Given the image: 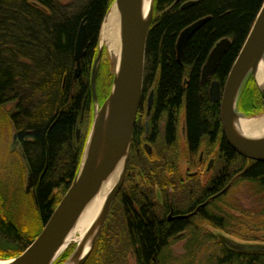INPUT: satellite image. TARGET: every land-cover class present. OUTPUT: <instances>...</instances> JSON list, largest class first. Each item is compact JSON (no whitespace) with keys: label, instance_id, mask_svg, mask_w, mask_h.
<instances>
[{"label":"trees","instance_id":"16d2710c","mask_svg":"<svg viewBox=\"0 0 264 264\" xmlns=\"http://www.w3.org/2000/svg\"><path fill=\"white\" fill-rule=\"evenodd\" d=\"M113 1L0 0V110L5 135L9 137L11 126L27 163L21 155L7 153L9 138L3 144L1 141L6 162L0 165L1 258L19 255L33 241L43 228L30 238L26 225L40 221L43 227L61 198L57 193L63 194L79 172L93 123L91 69L101 24ZM263 2L154 0L143 95L131 144V151H138L142 163L136 164L139 174L131 180V189L120 196L124 214L120 246L114 244L116 238L107 231L106 220L85 264H128V252L136 264H264V251H240L222 240L225 235L221 232L247 241L258 239L257 233L264 232V161L247 158L231 147L222 133L220 102L209 97L213 79L224 85ZM204 16L209 19L190 36L178 59L180 32ZM81 23L87 30L85 55L81 59L82 75L74 78L75 40ZM223 38L229 43L213 75L202 82V68ZM108 63H101L97 73L98 94V78L105 67L108 76ZM253 79L251 74L237 106L241 102L244 107L242 96ZM151 91L154 99L148 113ZM250 95L246 105L252 103L261 109L255 88ZM87 113L88 132L77 139L79 123ZM181 130L192 167L200 161L203 145L212 148L219 143V165L204 185L196 175L184 184L178 173ZM144 141L153 146L151 152L143 149ZM23 165L33 173L34 197L22 191ZM242 183L251 186L257 196L256 209L247 211L248 217L233 214L235 205L230 202L233 189ZM170 186L176 191L184 188L192 196L186 204L184 199L183 205L174 201L175 213L193 210L195 199H200L197 212L168 219ZM156 188L164 205L152 202L158 199ZM183 238L184 251L176 253L173 245ZM11 241L19 244L10 245ZM96 250L99 255L94 257ZM70 251L65 250L59 260Z\"/></svg>","mask_w":264,"mask_h":264},{"label":"water","instance_id":"95a60500","mask_svg":"<svg viewBox=\"0 0 264 264\" xmlns=\"http://www.w3.org/2000/svg\"><path fill=\"white\" fill-rule=\"evenodd\" d=\"M113 6H117L120 14L122 42L121 56L118 68H116L114 73L113 87L110 95L99 109L101 110L106 105V102L113 97L114 107L111 116L107 151L101 162L95 165L98 135L101 126V121L96 118V111L82 163L74 181L53 210L42 231L23 252L13 257L8 264H51L54 254L61 245L63 235L80 212L88 197L97 189L101 179L114 165L123 150L128 147V152L130 151L137 113L143 95L146 46L153 18L154 0L152 3V15L146 24L141 16V0H114L110 9ZM208 19L209 16L201 17L180 32L177 40L178 59L181 58L187 40ZM86 36V24L81 23L75 40L74 58L76 68L74 78H77L81 73V59L85 55ZM228 43L229 39L223 38L213 47L202 68V82L215 72L217 63ZM261 58H264V2L258 11L246 41L228 73L224 85L222 86L218 79H213L209 86L210 99L220 102V121L223 135L227 142L237 153L247 158L264 161V139L246 143L237 137L233 129V117L236 115V111L240 112L237 109L239 94L249 76L251 74L254 75ZM97 72L98 60L91 76L93 98L96 97L95 82ZM259 88L261 89L260 86ZM261 92L264 103V91L261 89ZM237 93L238 97L234 104ZM153 99L154 91H151L147 100L148 112L152 109ZM12 139L13 146L19 149L21 156L25 160L23 146L16 132L13 133ZM128 160L129 155L126 159V171ZM25 165L27 166L26 160ZM126 171L124 178L115 185L109 196V207L124 182ZM31 189L35 193V179L33 173L28 170L26 190ZM222 240L230 247L240 251H264V245L262 244L239 242L226 236H222ZM90 251L77 264H84Z\"/></svg>","mask_w":264,"mask_h":264},{"label":"rangeland","instance_id":"374dc122","mask_svg":"<svg viewBox=\"0 0 264 264\" xmlns=\"http://www.w3.org/2000/svg\"><path fill=\"white\" fill-rule=\"evenodd\" d=\"M112 3H111V5H112ZM109 9H110V7H109ZM109 9H108V11H109ZM96 52H97L96 53L97 56H96V58L93 61L91 73H93V68L95 67V64H96L97 60H98V70H99V67H100L101 63L106 62V64H104V66L105 65L107 66V63L109 62L108 65H109L110 71L108 72V76H107V74H106V69L107 68L106 67L103 68L102 73H101V75L98 78V86L101 87L100 90H99V94L97 93V81L95 82L96 97L93 98V107H92L93 108V118L91 117L92 121L94 119L95 112L101 108L102 104L106 101V99L110 95L111 89L113 87V83L111 82V77L113 76V74L115 73V70H116V62H113V59L110 56L109 52L107 51V48L104 47V45H102L100 43V32H99ZM144 73H145V65H144ZM81 75H82V69H81L80 75L77 78H79ZM96 78H97V76H96ZM111 83H112V87H111ZM258 85L259 84H258L256 78L253 79V81L249 84L248 92L245 93L242 96L243 106L244 107L241 106V104H242L241 102H240V105L237 106V109L240 111V113H242L246 117H254V116H258V115L264 113L263 96H262L261 89L259 88ZM110 87H111V89H110ZM243 87H242V90H243ZM253 88H255L256 91L259 93V99H260V101H261V103L263 105V107L261 109H258L256 107H254V104H252V103L249 104V105H246V102H247V104L249 103L248 100H249V97L251 96L250 94H252V89ZM109 89H110V91H109ZM242 90H241V92H242ZM241 92L239 94V97L242 94ZM239 97H238V100L240 99ZM86 115H88V116L84 115V118L81 119V123H79V127L77 129V134H78L77 139H81L88 132V129H89L88 126L90 124V121H89V114L87 113ZM137 116H138V113H137ZM2 117H3V115H2V112L0 110V143L2 141V144H3L6 141V139L9 138V141H7V147H6V149H8L7 153H16V154L21 155L19 149L17 147H14L13 144H12L13 133L15 131L11 129V126H9V128H8V129H10L9 137H7V135H5V129L4 128H6V126H4V123L2 122ZM136 123H137V118H136ZM7 127H8V125H7ZM78 130H79V133H78ZM89 134H90V130H89V133H88V136H87L85 147H86V144H87V141H88ZM179 137H180L179 146L181 148V152H182L181 155L182 156L180 157V160L178 162V173H179L180 177L182 178V181H184L183 183L184 184H188V182L190 181V177H192L193 175H196L197 180L201 181L202 185L206 184L207 181L210 179V177L215 173V170L217 169V167L219 165L220 156H219V153H218L217 146L215 145L212 148H208L207 145H203L201 147V152L200 153H202V151L204 152V160L205 161H204L203 165L201 166L200 171L197 172V174L193 173L191 175V173H189V171L193 170V169L197 170V167L196 166L192 167L190 165V168H187V163L188 162L186 161L185 156H184V153L186 152V150H185V148H186V140H185V137H184V135L182 133V130L179 131ZM132 141H133V139H132ZM143 144H144V147H145L143 149H145V151L146 150L148 152L152 151L153 146L148 141H144ZM131 147H132V145H131ZM131 147H130V151H129V160H128V164L129 165L131 164V167H129V169H128V164H127L128 171H126V174L129 173V179H126V176H125L124 182L122 183V186L119 189V192L117 193L115 199L113 200L111 206L109 207L107 215H106V217L104 219V222L102 224V228L100 229L99 234H98V238H99V235H100V233H101V231H102V229L104 227V224H105L106 220H108V222H107L108 223L107 224V227H108L107 231H110V232H112L115 235L116 239L114 240V242H115L114 244L116 246L117 245L120 246L119 242H120L121 239L119 237L121 236V234L119 232L122 231L123 230L122 227H124V214H123V207H122V202L120 200V196L123 193H128V191L131 189V187H130L131 180L137 178V176L139 174V167L136 166V164L138 162L142 163V159H138L139 158V155L137 153L138 151L135 150L134 152H132L131 151ZM155 148H156V150H159V147L158 148L155 147ZM84 150H85V148H84ZM4 156L5 155H4L3 149H0V165H3L4 163H6L3 160ZM211 160H212L211 167L208 170V169H206V166L209 163V161H211ZM81 163H82V160H81ZM4 170L6 171V169H4ZM22 170H23V172H22L23 175H22V179H21L22 191H23L24 194L28 193L27 196L34 197V192L32 191V189L28 190V191L26 190L28 170H27V168L24 165H23V169ZM198 170H199V168H198ZM1 173H3V170H0V174ZM187 178H188V180H187V183H186V179ZM74 179H73V181H74ZM68 189H66V191L63 194L57 193V195L59 197L61 196L59 202L61 201V199L63 198V196L65 195V193L67 192ZM233 190H234L233 198H232V200H230V202L233 205H235V208L232 209V213L233 214H235L236 216H239V217L242 216L243 214H244V216H247V213H248L247 211L256 209V203H257L256 202V198H257V196H256V194L254 192V189L251 188V186H249L247 183H242V186H238L237 188H234ZM171 192H172L171 193V197L173 198V202L175 201L176 204H180V205L181 204L183 205L184 199H185L184 202L186 204V201H188L192 197L188 193V191L185 190L184 188L182 190H177V191L174 190V191H171ZM118 194H119V196H118ZM117 196L119 197V199H118ZM59 202L56 204V207L59 204ZM108 217H109V219H108ZM44 226H45V224L43 225V227ZM43 227H42V223L40 221H37V222L32 223L30 225H26L25 229L29 233L30 238H31L34 235H36L41 230V228H43ZM234 227H238V226L235 225ZM221 233L223 235H225L227 238L235 240V241L264 245V232L257 233L258 239L251 240V241H247V240L241 239L240 237H237L234 234H229V233H225V232H221ZM259 234H260V236H259ZM37 236H38V234H37ZM98 238H96V240H95V242H94V244H93V246L91 248V251H90L89 255H91V252L94 249V245L96 244ZM185 240H186L185 238H183L181 240H178V242L173 245V249H174V251L176 253H182L184 251ZM17 244H19L17 241H11L10 245H17ZM28 245H30V243ZM75 245H76L75 242H71L70 244H68L60 252V254L55 259H53L51 264H63L70 257L72 252L74 251ZM69 248H71L70 254L68 256H66V258L64 260H59V257L65 252V250H67ZM98 252H99V250H96V252L94 254L95 255L94 257L99 255ZM89 255H88V257H89ZM12 257H15V256H8V257H5V258H1L0 257V259L4 260V259H10ZM88 257H87V259H88ZM87 259H86V261H87ZM85 262H84V264H85ZM127 262H128V264H136L135 258L132 255V253H129V252L127 253Z\"/></svg>","mask_w":264,"mask_h":264},{"label":"bare ground","instance_id":"6f19581e","mask_svg":"<svg viewBox=\"0 0 264 264\" xmlns=\"http://www.w3.org/2000/svg\"><path fill=\"white\" fill-rule=\"evenodd\" d=\"M152 3L153 0H141V16L145 24L151 18ZM121 42L120 14L117 6H113L102 21L100 43L107 48L113 62H116V68H118L121 56ZM254 75L259 86L264 91V58L260 59ZM237 97L238 93L234 104ZM113 100V97L110 98L101 110H97L96 118L101 121V126L98 135L95 165L101 162L107 151L111 116L114 107ZM233 129L237 137L246 143L264 139V113L254 117H246L236 111V115L233 117ZM128 155L127 147L103 176L97 189L88 197L80 212L63 235L61 245L51 262L71 242L76 243L75 249L63 264H77L90 251L96 238H98L99 231L109 210V196L115 185L124 178ZM12 259L13 257L4 260L0 259V264H8Z\"/></svg>","mask_w":264,"mask_h":264},{"label":"flooded vegetation","instance_id":"af4514ba","mask_svg":"<svg viewBox=\"0 0 264 264\" xmlns=\"http://www.w3.org/2000/svg\"><path fill=\"white\" fill-rule=\"evenodd\" d=\"M213 75V74H212ZM211 75V76H212ZM210 76V77H211ZM210 77H208V78H210ZM147 109H148V107H147ZM149 113V112H148ZM149 125V123H148V121H146V131H148L149 129H148V125ZM220 124H221V121H220ZM221 127H222V125H221ZM222 133H223V130H222ZM186 140V139H185ZM217 146V149H218V153H219V143L216 145ZM187 149H188V144H187V142H186V148H185V150L187 151ZM201 154V157H200V161L197 163V165H196V167H197V170H195V169H193V170H190L189 171V173H191V175L194 173H196L197 174V172H199L200 171V168H201V166L203 165V163H204V152L202 151V153H200ZM184 156H185V159H186V161L188 162L187 163V168H190V165H191V163H190V161H189V158H188V156H187V154H186V152L184 153ZM211 163H212V160L211 161H209V163L207 164V166H206V169H210V167H211ZM198 168H199V170H198ZM182 179V178H181ZM187 180H188V178L186 179V183H187ZM184 182V181H183ZM157 189V195H158V199H153V203L155 204V205H159V204H162V205H164L165 204V202H163L162 200H163V197H162V194H161V192H160V190H159V188H156ZM171 191H174V189H173V186H170V188H169V196H170V198H169V201L168 202H166L167 203V207H168V219H173L175 216H184V217H188V216H190V215H193L194 213H196L197 212V210H198V208L200 207V205H201V202L199 201L200 199H195V206H194V209L193 210H191V211H189V212H178L179 210L177 209V212L178 213H175V211H176V209H175V204H174V202H173V199H172V197H171ZM163 193V195H164V192H162ZM210 199V197L208 198V199H206L203 203H206L208 200ZM184 210H186V209H184Z\"/></svg>","mask_w":264,"mask_h":264}]
</instances>
